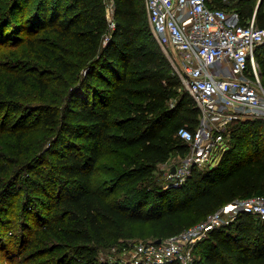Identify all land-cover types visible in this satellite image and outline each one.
<instances>
[{
	"label": "trees",
	"instance_id": "obj_1",
	"mask_svg": "<svg viewBox=\"0 0 264 264\" xmlns=\"http://www.w3.org/2000/svg\"><path fill=\"white\" fill-rule=\"evenodd\" d=\"M212 4L237 11L243 24L254 14L264 28V0L258 7L256 0ZM114 19L109 32L102 0H0V48L44 59L53 76L10 71L0 85V122L6 127L0 139L14 137L16 154L10 159L0 153V247L11 264L15 257L20 264H120L100 262L97 253L135 235L163 241L228 203L264 197V122L247 121L232 127L230 148L216 167L193 170L173 187L190 184L198 192L160 210L161 195L148 187V177L171 157L185 155L187 145L176 134L193 130L199 111L154 38L142 1L115 0ZM255 54L264 71V43ZM66 76L68 91L46 103L49 84ZM30 81L39 102L28 107L17 88ZM9 109L33 115L34 127L21 125L20 113L12 116ZM38 130L56 138L20 149ZM74 136L81 140L78 149L69 146L45 163L58 142ZM107 147L120 152V160L111 159L101 174ZM24 171L31 188L23 195L20 237L13 242L7 228L16 200L8 192ZM191 264H264V223L240 214L194 246Z\"/></svg>",
	"mask_w": 264,
	"mask_h": 264
},
{
	"label": "built area",
	"instance_id": "obj_2",
	"mask_svg": "<svg viewBox=\"0 0 264 264\" xmlns=\"http://www.w3.org/2000/svg\"><path fill=\"white\" fill-rule=\"evenodd\" d=\"M102 1L111 32L115 28V0ZM212 1L145 0L151 32L199 111L196 127L180 128L176 134L187 145L185 155L175 156L177 164H162L168 166L166 177L175 186L181 185L193 170L204 171L219 164L230 148L235 124L264 121V87L255 54L264 43V28L256 25L254 15L243 24L237 11L217 8ZM240 214L264 223V197L228 203L159 244H126L123 258L115 263L191 264L194 246Z\"/></svg>",
	"mask_w": 264,
	"mask_h": 264
},
{
	"label": "rangeland",
	"instance_id": "obj_3",
	"mask_svg": "<svg viewBox=\"0 0 264 264\" xmlns=\"http://www.w3.org/2000/svg\"><path fill=\"white\" fill-rule=\"evenodd\" d=\"M144 8H145V12H146V7H145V0H141ZM256 2H258V0H256ZM231 6L234 5V3H230ZM146 16H147V12H146ZM148 18V16H147ZM149 22V19H148ZM150 25V23H149ZM104 41V40H103ZM105 42V41H104ZM17 49L14 47L12 49H9V47H2L0 48V85L4 84L6 81V77H5V73L6 72H14V71H24L25 73H32V74H41L43 75L46 79H52L51 77H53L50 74V66L47 64V62L44 59H39L36 58L35 60H30V58L26 57V56H21L20 54H17ZM27 53L30 52L28 51ZM164 54V53H163ZM29 60L31 61V64H29ZM68 76H66V78H57V83L53 84L50 83L49 84V89L52 90L45 102L46 103H53L52 101H55L58 97V95H60V93L62 91H68L69 86L68 83L70 84L69 79H67ZM260 81L262 83V86L264 87V71L262 70V68L260 67ZM72 85V84H70ZM17 91L19 92V99L24 103L27 104L25 106L31 107V105H35V103L39 102L36 98L37 95V91L38 89L36 88V86L32 83V81L29 82L28 85L26 86H18ZM45 104V103H44ZM15 105V104H14ZM10 110V109H9ZM6 111H8V109H3L1 112L5 113ZM12 113V116L16 115L17 112L20 113V121H22V119H24L21 123V125L27 126L29 129H32L35 125V119L33 115L26 117L25 115L23 116V113L20 109H17V111H12L10 110ZM19 119H17V123L19 122ZM1 120V119H0ZM253 121H260V122H264L262 119H255ZM3 128L6 130V127L3 126V122H0V129ZM56 138V135L52 132L50 133H46L43 132L42 130H38L37 132L33 133L30 135V137H28V139L26 140L25 144H23L20 149H24L27 148L29 145H38L40 146V144L43 142L44 139H49V141L53 140ZM74 142V144H73ZM48 141L45 145V148H48ZM13 146H14V137H5L4 139H0V153L1 154H5V152L7 153L6 156H10V159H13L14 156L16 154H13ZM72 147V148H76L78 149L81 146V140L79 139V137L77 138L76 136L68 139H64L61 142H58L56 147L53 149L54 151L52 153H50L47 156V160L45 163L47 162H51L52 159L55 157L56 154L58 153H63L67 150V147ZM69 147V148H70ZM68 151V150H67ZM120 152L117 151H112L111 148L107 147V149L104 150V154H103V160L100 161V164L102 163V172L105 169V165L107 162L111 161V159L113 160L112 163H115L114 160H116L117 162L120 160V156H119ZM116 154V155H115ZM178 159L173 156L171 157L167 163H171V164H177ZM42 165L41 162H39L36 166H34V169H38L40 166ZM168 170V166L166 167L165 165H159L157 166L149 175L148 180L147 181H151V183L148 185V187L154 188L155 190L159 191L160 196V202L162 205L161 209H165L167 206H171L173 204L174 201H176L175 205H180L182 203H184V201H188L191 199V195L196 194L198 192V190L191 186L190 184H187L185 187L182 188H173V187H178L175 186L173 184H171L170 180L166 177V173ZM33 171V170H32ZM29 173V171H24L23 175H21L20 177H18L16 183L14 186L11 187V189L9 190L8 193H10L13 197L14 200H16V206L14 207V209L11 211V213L9 214L10 218L12 219V223L10 222V220H8V228L7 230H11L13 233V236L9 238V240L16 242L18 241V238L20 237V232H21V216L23 214H20V206H21V202L23 199V195L24 193L30 189V186H27V184H24V179L26 174ZM30 173H32L30 171ZM1 176V175H0ZM6 181V178H4ZM185 182V181H184ZM183 182V183H184ZM182 183V184H183ZM181 184V185H182ZM180 185V186H181ZM179 186V187H180ZM21 191V192H19ZM45 191V190H44ZM46 192V191H45ZM18 193H21L22 196H15ZM174 195V196H173ZM171 198V199H170ZM170 199V200H169ZM174 199V200H173ZM171 200H173L172 204L169 205L171 202ZM33 203L35 204L36 202L33 201ZM158 203V204H159ZM169 203V204H168ZM36 205V204H35ZM38 206V205H37ZM1 217H6L4 215H1ZM26 219L28 220L29 223H32V216H25ZM29 217V219H28ZM5 229L2 228V226H0V235L2 239V235H4ZM26 232L28 233H32V230H30V228H26L25 229ZM152 238H143L140 237L138 235L133 236L130 239H120L115 245L108 247L106 249H101L98 253H97V258L98 261L100 262H105L107 261L108 263H114L115 261H117V259H120L121 257L123 258V247L127 244L130 243H136L138 241H144V240H150ZM9 241L8 246H11V242ZM14 247V252H16V248L17 246H13ZM122 250V252H121ZM200 254H195V257H199ZM6 252L5 249H3L2 247H0V264H11L9 263L6 259ZM125 258V257H124ZM18 257H15V262H13V264H20L18 262Z\"/></svg>",
	"mask_w": 264,
	"mask_h": 264
},
{
	"label": "water",
	"instance_id": "obj_4",
	"mask_svg": "<svg viewBox=\"0 0 264 264\" xmlns=\"http://www.w3.org/2000/svg\"><path fill=\"white\" fill-rule=\"evenodd\" d=\"M260 2H261V0H258L257 7L259 6ZM171 172H172V173L174 172V168H172ZM160 242H161V239H157V240L155 241L156 244H159Z\"/></svg>",
	"mask_w": 264,
	"mask_h": 264
},
{
	"label": "crops",
	"instance_id": "obj_5",
	"mask_svg": "<svg viewBox=\"0 0 264 264\" xmlns=\"http://www.w3.org/2000/svg\"><path fill=\"white\" fill-rule=\"evenodd\" d=\"M257 3H258V2H257ZM253 15H254V14H253ZM253 15H252V16H253ZM250 18H251V17H250Z\"/></svg>",
	"mask_w": 264,
	"mask_h": 264
}]
</instances>
